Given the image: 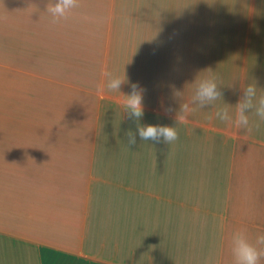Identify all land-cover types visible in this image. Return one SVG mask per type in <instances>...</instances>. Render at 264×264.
Masks as SVG:
<instances>
[{
  "label": "crops",
  "instance_id": "0c3cea01",
  "mask_svg": "<svg viewBox=\"0 0 264 264\" xmlns=\"http://www.w3.org/2000/svg\"><path fill=\"white\" fill-rule=\"evenodd\" d=\"M49 2L0 0V264H233L231 233H264V121L215 111L252 82L264 95V0L240 17L215 14L229 0H79L56 25ZM105 69L145 90L142 125L176 126L209 69L222 101L144 142L121 93L97 96Z\"/></svg>",
  "mask_w": 264,
  "mask_h": 264
},
{
  "label": "clouds",
  "instance_id": "9594fccd",
  "mask_svg": "<svg viewBox=\"0 0 264 264\" xmlns=\"http://www.w3.org/2000/svg\"><path fill=\"white\" fill-rule=\"evenodd\" d=\"M80 7L79 0H50L46 7L51 25H56L62 21H67L74 9ZM209 75L202 79H196L195 90L189 100L180 104L179 110L175 112L176 126L167 125H142L140 120L144 115V92L138 83L130 85V94H122L120 88L126 82V76H118L107 69L102 71V76L106 82L97 86L96 94L103 98L106 92H119L122 94L121 104L129 118L136 122L137 131L142 141L163 142L171 145L179 138V126L188 123V117L197 108L203 109L208 105H216L217 101H222L223 93L220 86L223 85L222 79L211 69ZM181 96L180 92L175 93ZM195 106V107H193ZM234 108V114L230 109ZM167 112L174 111L172 108L166 109ZM249 113L259 117L264 121V95L258 96V89L255 82L243 87V95L235 107L223 103V107H217L215 118L229 126L237 129L251 131L249 123ZM211 118V117H210ZM258 126V125H257ZM128 144H136V133L132 130L127 132ZM230 247L233 256V264H260L264 258V233L258 234L253 241L247 233V229L241 227L231 233Z\"/></svg>",
  "mask_w": 264,
  "mask_h": 264
},
{
  "label": "rangeland",
  "instance_id": "374dc122",
  "mask_svg": "<svg viewBox=\"0 0 264 264\" xmlns=\"http://www.w3.org/2000/svg\"><path fill=\"white\" fill-rule=\"evenodd\" d=\"M239 1L240 0H229V2L231 4H228L227 8L230 9V10H227V9L217 10L216 9V10H214V12H215L216 15L222 14V15H231V16H234V17H240V16H242V14H241V9L239 7V4H240ZM223 13H225V14H223ZM126 74L128 75L129 73L126 72Z\"/></svg>",
  "mask_w": 264,
  "mask_h": 264
}]
</instances>
